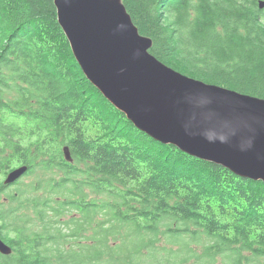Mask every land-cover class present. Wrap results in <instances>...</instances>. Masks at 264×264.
<instances>
[{"label": "trees", "instance_id": "16d2710c", "mask_svg": "<svg viewBox=\"0 0 264 264\" xmlns=\"http://www.w3.org/2000/svg\"><path fill=\"white\" fill-rule=\"evenodd\" d=\"M122 2L164 64L264 98L257 0ZM0 238V264H264V182L138 130L85 77L53 0H0Z\"/></svg>", "mask_w": 264, "mask_h": 264}, {"label": "water", "instance_id": "95a60500", "mask_svg": "<svg viewBox=\"0 0 264 264\" xmlns=\"http://www.w3.org/2000/svg\"><path fill=\"white\" fill-rule=\"evenodd\" d=\"M85 77L140 131L235 175L264 182V99L207 83L164 64L122 0H53ZM264 0L259 1V7ZM63 156L72 161L67 145ZM10 169L4 185L24 176ZM12 248L0 238V253Z\"/></svg>", "mask_w": 264, "mask_h": 264}, {"label": "rangeland", "instance_id": "374dc122", "mask_svg": "<svg viewBox=\"0 0 264 264\" xmlns=\"http://www.w3.org/2000/svg\"><path fill=\"white\" fill-rule=\"evenodd\" d=\"M193 238H189L186 240V242H188L189 248L193 249V250H197L196 248V243L195 241L192 240ZM156 245L159 248V253L160 254H164V255H168L171 256V254L168 252L169 250L175 251L177 249V245H172L169 242L166 241V238L163 234H160L156 240ZM181 264H196V258L194 257H190L188 258L185 262L181 263ZM215 264H223V262L218 259Z\"/></svg>", "mask_w": 264, "mask_h": 264}, {"label": "bare ground", "instance_id": "6f19581e", "mask_svg": "<svg viewBox=\"0 0 264 264\" xmlns=\"http://www.w3.org/2000/svg\"><path fill=\"white\" fill-rule=\"evenodd\" d=\"M259 1L260 0H257V4H258V7H259ZM260 8V7H259ZM264 8V6L263 7H261L260 9H263ZM175 70V69H174ZM177 71V70H176ZM179 72V71H178ZM181 73V72H180ZM217 85V84H216ZM222 86V85H221ZM229 89H231V88H229ZM234 90V89H233ZM236 91V90H235ZM238 92V91H237ZM101 93V92H100ZM238 93H240V94H245V93H241V92H238ZM247 95H249V94H247ZM250 96H253V95H250ZM254 97H257V96H254ZM258 98H261V97H258ZM262 99H264V98H262ZM217 165H220V164H217ZM221 166H223V165H221ZM224 168H226L225 166H223Z\"/></svg>", "mask_w": 264, "mask_h": 264}]
</instances>
